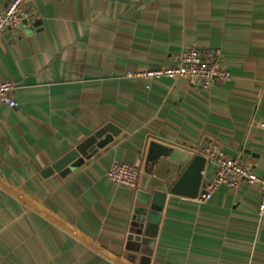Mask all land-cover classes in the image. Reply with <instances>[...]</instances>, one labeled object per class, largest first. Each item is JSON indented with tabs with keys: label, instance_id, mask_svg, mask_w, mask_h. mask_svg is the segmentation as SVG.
Instances as JSON below:
<instances>
[{
	"label": "crops",
	"instance_id": "0c3cea01",
	"mask_svg": "<svg viewBox=\"0 0 264 264\" xmlns=\"http://www.w3.org/2000/svg\"><path fill=\"white\" fill-rule=\"evenodd\" d=\"M34 1L37 16L0 38L18 103L0 105V264H264L257 185L206 202L204 184L168 193L162 211L140 191L143 173L151 189L178 179L188 164L174 149L205 156L209 183L219 153L264 175V0ZM186 47L218 49L232 79L203 90L127 76ZM108 123L99 150L45 172ZM116 161L141 169L138 188L109 179Z\"/></svg>",
	"mask_w": 264,
	"mask_h": 264
},
{
	"label": "built area",
	"instance_id": "2783aa9c",
	"mask_svg": "<svg viewBox=\"0 0 264 264\" xmlns=\"http://www.w3.org/2000/svg\"><path fill=\"white\" fill-rule=\"evenodd\" d=\"M37 16L34 0H10L6 5L0 4V38L8 30L18 31L25 20ZM129 77L149 79H187L194 87L211 90L220 83L232 79V73L224 67L221 53L218 49L206 47H186L179 53L177 64L174 66L157 67L142 72L127 73ZM149 88V86H146ZM15 85L10 81L0 79V105L17 107L13 96ZM264 130V123L261 124ZM215 165V177L199 195L202 202L208 201L212 194L221 186L236 190L243 182L258 186L260 199L258 213L264 215V175H258L253 168L241 163L239 158L225 156L219 153L210 157ZM141 169L126 162H114L107 175L119 186L138 188L141 179Z\"/></svg>",
	"mask_w": 264,
	"mask_h": 264
},
{
	"label": "water",
	"instance_id": "95a60500",
	"mask_svg": "<svg viewBox=\"0 0 264 264\" xmlns=\"http://www.w3.org/2000/svg\"><path fill=\"white\" fill-rule=\"evenodd\" d=\"M115 134V126L111 123L106 124L104 127L96 131L93 135L86 138L74 149L69 151L55 163H53L45 172L46 173H59L65 175L70 172V164L77 158L90 156V153L96 152L101 148L104 142L103 139L107 133ZM156 151H159L155 148ZM89 153V154H88ZM169 159L177 163H187L188 166L183 170L178 179L170 185H161L153 189L150 188L151 177L148 173H143L140 184L141 198L143 206H148L152 210L162 211L165 204L167 194L188 195L197 197L202 184L208 185L209 181L204 180L202 171L206 164V157L202 155H191L183 153L179 149H174L171 152Z\"/></svg>",
	"mask_w": 264,
	"mask_h": 264
}]
</instances>
